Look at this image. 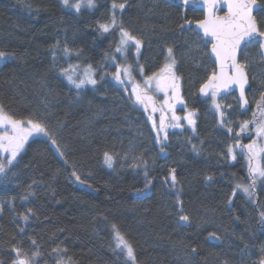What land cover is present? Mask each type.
Instances as JSON below:
<instances>
[{
    "label": "trees",
    "instance_id": "1",
    "mask_svg": "<svg viewBox=\"0 0 264 264\" xmlns=\"http://www.w3.org/2000/svg\"><path fill=\"white\" fill-rule=\"evenodd\" d=\"M95 2L77 12L62 0H0V103L17 119L40 117L57 141L30 140L0 179V264H12L13 245L29 257L38 247L34 264H124L113 224L133 245L137 264H261L264 183H257L251 198L238 189L233 194L236 183H249L247 162L243 155L232 161L224 154L236 138L220 126L210 99L199 95L215 67L210 45L189 52L199 42L193 25L204 13L164 0ZM113 2L125 3L123 12L116 10L117 20L143 41L139 63L146 75L159 69L173 47L182 96L196 113L195 131L186 128L159 144L150 113L112 79L109 62L119 33H102L99 25L109 21ZM240 58L250 62L251 108L242 112L236 102L225 109L234 131L252 118L264 91L258 45L245 48ZM74 65L79 74L91 65L95 87L77 90L68 82L61 69ZM247 135L240 142L247 144ZM105 152L113 157L112 168ZM172 169L177 187L168 184ZM181 206L187 224L179 221ZM58 246L61 251L53 252Z\"/></svg>",
    "mask_w": 264,
    "mask_h": 264
},
{
    "label": "snow or ice",
    "instance_id": "2",
    "mask_svg": "<svg viewBox=\"0 0 264 264\" xmlns=\"http://www.w3.org/2000/svg\"><path fill=\"white\" fill-rule=\"evenodd\" d=\"M182 2L184 5L202 3L206 10L204 17L196 21L195 31L199 42L195 49L189 45V52H202L203 48L200 45L205 48L210 45L207 54L212 59L215 67L204 78L198 91L202 97L210 98L212 107L220 117V126L222 128L226 127L227 134L234 135L236 138L235 144L228 145L224 154L234 161L237 157L234 149H240L241 154L246 157L249 183H236L233 194L238 189L251 198L254 196L257 181L260 180L264 183V91L260 93L259 99L255 100L257 110L252 113V118L240 122L237 131H234L233 127L227 126L225 109L231 108L232 105L222 106L217 98H222V94H229L232 87L236 86L239 91L237 99L240 107L245 111L247 110L246 106L249 101L246 97V86L249 83L248 68L250 62L247 58L241 59L239 57L245 48L258 45L259 57L264 60V15L261 16V19H257L258 13H264V4H258L257 0H182ZM63 3L65 6L74 8L77 12L80 11L82 6L96 7L95 0H77L72 5H69V0H63ZM222 6H225L227 10L224 15H218ZM117 9L123 12L125 3L117 4L113 2L112 15L109 21L99 25V30L102 33H109L111 30H117L119 33V42L115 48V53L124 57V63L118 64L116 55L111 56V60L117 63L116 71L112 74L113 79L120 85H131L129 99L132 100L134 105L142 106L145 112L151 109L153 114L157 111L160 113L159 123L153 119L151 114L148 116V119L152 121V130L155 131L158 142L162 143L167 140L166 129L168 127H183L181 120L187 121L195 131V112L187 111L183 117L175 114L177 103L184 105L185 109H187V104L182 96V78L177 74L178 60L173 47H167L164 63L159 69L150 75H146L144 66L139 63L138 59L143 41L127 30L122 20H117ZM185 24L191 26L192 22L185 20ZM180 27L182 30L184 29V25ZM129 45H133L136 49L135 68L127 63ZM64 51L66 54L69 52L67 48ZM4 58L5 53L0 52V60ZM77 71L78 66L61 69L62 75L77 90L83 89L86 85L95 87L97 80L94 78L91 65L79 75L76 74ZM133 71H136L142 77V82L135 80ZM124 91H129L127 86H125ZM160 94H162V100L158 101L156 97ZM167 112L171 113V123H166ZM247 132L254 133V137L251 139V143L241 144L240 137ZM161 133H163L162 139ZM34 134L46 136L53 145L57 144L54 135L49 131L43 119L40 117H32L26 120L17 119L0 103V176L7 177L8 172L15 166L18 156L24 150L29 137ZM57 151H59V148H57ZM161 151H163V148ZM60 155L63 156L64 153L60 152ZM104 160L109 168L113 167V157L109 153H104ZM72 175L80 183H85L75 171L72 172ZM170 175L171 183L175 187L178 183L175 169H172ZM145 176H147V173H145ZM207 179L211 180L212 178L207 177ZM150 183L151 181H147L145 187L147 188ZM29 188H31V185H29ZM179 191L180 189L177 190V193ZM24 199H27V196ZM229 203H231V200ZM28 211L31 213L32 210L29 209ZM180 213L179 221L185 224L189 223L190 218L188 215L183 214L182 206L180 207ZM260 216L262 218L261 222L264 223V211L260 213ZM22 219L27 221L29 216L23 215ZM20 231L23 232L24 230L21 229ZM112 231L116 242L115 250H118L117 255L123 256L124 264H137L133 245L119 232L116 224L112 225ZM217 239L219 238L217 237ZM31 244L36 246L37 242L31 240ZM12 251L15 253L12 264H34L35 258L40 255L38 247L36 251L32 252L31 257L18 245H13ZM52 251L59 253L61 249L58 246ZM191 253H196L195 247L191 249ZM57 264H62V261L58 260ZM261 264H264V259H262Z\"/></svg>",
    "mask_w": 264,
    "mask_h": 264
},
{
    "label": "rangeland",
    "instance_id": "3",
    "mask_svg": "<svg viewBox=\"0 0 264 264\" xmlns=\"http://www.w3.org/2000/svg\"><path fill=\"white\" fill-rule=\"evenodd\" d=\"M62 2H63V0H62ZM77 2V0H69V5H72V4H75ZM191 4H193V3H191ZM67 9H69V10H74V11H76L74 8H72V7H70V6H65ZM82 9H93V8H88V7H86V6H82L81 7V9L80 10H82ZM258 15V14H257ZM110 32H113V30H111ZM118 42H119V40H118ZM118 44V43H117ZM117 44H116V46H117ZM116 48V47H115ZM140 51H141V49H140ZM243 52V51H242ZM131 53V54H130ZM113 55H116V57H117V63L118 64H123L124 63V57L123 56H121L120 54H118V53H115V50H114V53H113ZM129 55H132V57H133V60L132 59H130V57H129ZM139 55H140V53H139ZM139 55H138V59H139ZM136 57H137V53H136V49H135V47L133 46V45H129V49H128V53H127V63H129V64H131V65H133V68H134V63H136ZM117 63H114L112 60H110V62H109V64H110V73H111V77H112V79H113V76H112V74L116 71V67H117ZM73 67H76V65H74ZM79 67H78V71H77V75H79ZM94 74V73H93ZM249 74V73H248ZM133 76L135 77V80L137 81V82H142V77L140 76V75H138L137 74V72L136 71H133ZM114 80V79H113ZM114 82L117 84V85H119L120 87H123V88H125V86H127L128 87V89H129V91L128 92H126L127 94H128V96L130 95V91H131V85L130 84H127V85H120V84H118L115 80H114ZM86 86H92V85H86ZM249 92V91H248ZM157 98L159 99V101L160 100H162V94H160L159 96H157ZM210 99V98H209ZM218 99V102L219 103H221V105L222 106H224V105H234L236 102L238 103V105H239V107H240V104H239V102H238V100H237V97H236V95L235 94H233V95H229V96H222V98L221 97H218L217 98ZM210 103H211V100H210ZM139 106V105H138ZM141 107V106H140ZM241 109V108H240ZM215 110V109H214ZM257 109L256 108H254V110L252 111V113L254 112V111H256ZM187 111H190L188 108L187 109H185V107H184V105H182V104H179V103H177L176 104V106H175V114L176 115H178V116H181V117H183L185 114H186V112ZM153 116V115H152ZM166 116L168 117V119L166 120V123H171V121H170V117H171V113L170 112H167L166 113ZM196 118V115L194 116V119ZM153 119H155L156 120V122L157 123H159V117H155V116H153ZM249 119H251V118H249ZM151 121V120H150ZM151 123H152V121H151ZM181 124L183 125V127H181V128H172V127H168L167 129H166V131H167V134H168V138H169V135L170 134H173V133H177V132H182L184 129H186V128H190V127H192L191 125H189L188 123H187V121H185V120H181ZM161 135V139H162V137H163V133H161L160 134ZM247 136H250V140L248 141V143H251V139L254 137V133H250V132H248V135ZM37 137H44L43 135H33L32 137H29V139H28V141H27V143L25 144V148H24V150L21 152V154H20V156L25 152V150H26V148H27V145H28V143L30 142V140H32V139H34V138H37ZM168 138H167V140L166 141H163V142H168ZM159 144H161V142H158ZM247 143V144H248ZM235 144V142H233V144L232 145H234ZM241 144H243L242 142H241ZM235 150V152L237 153V156L239 155H243V154H241V150L240 149H234ZM20 156H18V158L20 157ZM244 156V158H245V160H246V157H245V155H243ZM18 158H17V160H18ZM237 158V157H236ZM233 161V160H232ZM234 161H236V160H234ZM246 162H247V160H246ZM258 182H261L260 180H258L257 181V183Z\"/></svg>",
    "mask_w": 264,
    "mask_h": 264
},
{
    "label": "water",
    "instance_id": "4",
    "mask_svg": "<svg viewBox=\"0 0 264 264\" xmlns=\"http://www.w3.org/2000/svg\"><path fill=\"white\" fill-rule=\"evenodd\" d=\"M164 1H167V2H169V3H172V4H175V5H178V6H181V7H183V8H193V9H197V10H201L203 13H204V15L206 14V10H205V8H204V5L202 4V3H196V4H191V3H189V4H187V5H184L183 4V2L181 1V0H164ZM257 3L258 4H260L258 1H257ZM226 7L225 6H222L221 7V9L219 10V12H218V15H224V13L226 12ZM259 14V13H258ZM193 29H194V31H195V29H196V23L193 25ZM195 33H196V31H195ZM242 53V52H241ZM241 53H240V56H241ZM240 58V57H239ZM248 78H249V83H248V85L246 86V97H247V99H248V101H249V103H248V105L246 106V111L245 110H243V109H241L242 110V112H247V111H249L250 110V108H251V103H250V100H249V97H248V91H249V89H250V86H251V82H250V77H249V74H248ZM233 94H235L236 95V97L238 98V96H239V91H238V88H236V86H233L232 87V89L230 90V93L229 94H227V95H223L222 94V96H229V95H233ZM200 95V94H199ZM200 97L201 98H203V99H208V98H205V97H202L201 95H200ZM157 98V97H156ZM157 100L159 101V99L157 98ZM238 100V99H237ZM239 102V101H238ZM240 104V103H239ZM241 108V107H240ZM148 113H150L151 115H153V116H155V117H160V113L157 111L156 113H151V109H149L148 110ZM171 172H172V170L170 171V174H171ZM169 174V177H168V184L170 185V186H172V187H174L173 185H172V183H171V175ZM175 175H176V173H175ZM2 178V176H0V179ZM176 178H177V176H176ZM178 181V180H177ZM178 186V183L176 184V186L175 187H177Z\"/></svg>",
    "mask_w": 264,
    "mask_h": 264
},
{
    "label": "flooded vegetation",
    "instance_id": "5",
    "mask_svg": "<svg viewBox=\"0 0 264 264\" xmlns=\"http://www.w3.org/2000/svg\"><path fill=\"white\" fill-rule=\"evenodd\" d=\"M168 119V117L166 116V120Z\"/></svg>",
    "mask_w": 264,
    "mask_h": 264
}]
</instances>
